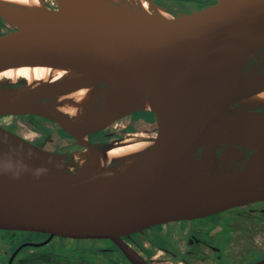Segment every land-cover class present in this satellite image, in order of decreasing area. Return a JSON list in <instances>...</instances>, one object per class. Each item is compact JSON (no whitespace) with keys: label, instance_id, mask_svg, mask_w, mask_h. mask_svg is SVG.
Returning <instances> with one entry per match:
<instances>
[{"label":"water","instance_id":"obj_1","mask_svg":"<svg viewBox=\"0 0 264 264\" xmlns=\"http://www.w3.org/2000/svg\"><path fill=\"white\" fill-rule=\"evenodd\" d=\"M47 1L0 0V17L20 28L0 38V71L66 50L91 62L33 87L0 83V115L44 116L81 147L48 150L0 125V228L49 232L39 244L105 237L150 264L124 236L264 199V103L241 102L264 90V0H219L182 20L155 0L150 10L138 0ZM87 86L96 95L79 120L54 101ZM139 111L156 114L153 143L98 168L100 151L143 135L89 134Z\"/></svg>","mask_w":264,"mask_h":264},{"label":"flooded vegetation","instance_id":"obj_2","mask_svg":"<svg viewBox=\"0 0 264 264\" xmlns=\"http://www.w3.org/2000/svg\"><path fill=\"white\" fill-rule=\"evenodd\" d=\"M155 1L176 11L174 16L178 20L184 19L188 14L210 11L219 4V0ZM132 115L133 113L122 117L127 118V123L110 133L105 129L90 133V141H107L137 132L157 133V124L152 125L150 122L138 130H130ZM0 125L48 150L73 151L80 148L76 144L70 149L47 147L44 128L56 127L59 130L60 125L41 115L4 114L0 115ZM25 231L29 230L0 228V264H33L42 261L51 264V259L56 257L59 258L56 260L57 264H133L109 238L112 243L110 249L95 248L102 256L76 258L71 262L64 255L39 249V246L53 238L62 241L63 238L58 236L61 234H54L42 244L39 243L48 238L49 232L40 240L22 239L17 243L12 241V234ZM124 240L150 264H264V199L230 206L207 216L151 225L143 231H134L129 236H124Z\"/></svg>","mask_w":264,"mask_h":264},{"label":"bare ground","instance_id":"obj_3","mask_svg":"<svg viewBox=\"0 0 264 264\" xmlns=\"http://www.w3.org/2000/svg\"><path fill=\"white\" fill-rule=\"evenodd\" d=\"M7 2L27 5L41 6L42 0H4ZM138 3L147 10H150V4L147 0H138ZM160 14L169 17V13L159 9ZM91 62L90 59L78 55L73 51L66 50L64 52L45 56L34 61L10 67L0 71V83L5 81L18 82L25 79L26 83L33 87L39 82L55 80L63 77L67 71L76 66H81ZM96 95V88L92 86L82 87L70 93L57 95L54 101H63L60 109L71 115L74 119L84 117L90 103H92ZM242 104L254 105L264 103V90L243 99ZM144 108L153 109L149 102L144 104ZM131 123V122H130ZM139 138L126 136L121 142L115 143L111 148L102 150L98 155V168L109 164L114 159L127 157H135L144 152L152 143V137L143 132L139 133ZM229 155L228 152L224 156ZM82 160V158H80ZM130 163V162H129ZM128 163V166L130 165Z\"/></svg>","mask_w":264,"mask_h":264},{"label":"rangeland","instance_id":"obj_4","mask_svg":"<svg viewBox=\"0 0 264 264\" xmlns=\"http://www.w3.org/2000/svg\"><path fill=\"white\" fill-rule=\"evenodd\" d=\"M49 1H47L46 4L50 5ZM6 24L8 26L10 25V23H6ZM156 119H157L156 116L150 113H146L140 116L137 122H139L138 125H140L141 127H145L148 122H150V124L153 125V122ZM127 121H128L127 118L119 119L118 121L110 124L107 128H105V131L107 133H110L113 130H116V128L122 127L124 124L127 123ZM31 134L32 133H28V135H31ZM58 136L64 139L63 143L67 147L68 146L72 147L75 144L77 145V142L73 141L69 136H66V134L59 132ZM29 231L12 234V237H11L12 241L14 243H17L21 241L22 239L40 240V239H43L47 233L46 231H40V232H35V233L29 232ZM58 236H61L63 238L62 241L56 240V238H53L51 241H49L45 245L39 246L40 251L46 250V251H49L50 253L55 252L56 254L58 253L60 255H64L66 259H69V261L72 262L76 258H79V259L97 258L99 253L96 252L95 248H101L103 250L104 249L108 250L112 247V243L108 240V238H105V237L73 236V235H64V234H61ZM100 255L102 256V254ZM58 259H59L58 257H56V259L52 258L51 264H57L58 261L56 260ZM33 264H47V262L42 261L40 263L37 262Z\"/></svg>","mask_w":264,"mask_h":264},{"label":"trees","instance_id":"obj_5","mask_svg":"<svg viewBox=\"0 0 264 264\" xmlns=\"http://www.w3.org/2000/svg\"><path fill=\"white\" fill-rule=\"evenodd\" d=\"M6 22H7V20L5 18L0 17V38L1 37H6L9 34L14 33V32H16V31H18L20 29L19 27L15 26V25H9L8 26L6 24ZM146 113H150V114L156 116L155 113L149 112V111L135 112L132 115L131 123L129 125V129L130 130H138V129H140L141 126L138 125L139 122H137V120H138L139 116H142V115H144ZM153 123L157 124V119L154 120ZM97 131H101V130H97ZM97 131H94V132H97ZM44 132L46 134V136H45L46 137L45 145L47 147H49V148H53V149H63V148H69L70 149V148H72L70 146L67 147V146L64 145V143H63L64 139L58 136L59 132L63 133V134H66V136H69L73 141L77 142V146H80V144L76 140L75 136L72 133H70L66 128H64L62 126H60L59 130L56 129V127H51V128L46 127V128H44ZM94 132H92V133H94Z\"/></svg>","mask_w":264,"mask_h":264},{"label":"built area","instance_id":"obj_6","mask_svg":"<svg viewBox=\"0 0 264 264\" xmlns=\"http://www.w3.org/2000/svg\"><path fill=\"white\" fill-rule=\"evenodd\" d=\"M49 2H52V1H49Z\"/></svg>","mask_w":264,"mask_h":264}]
</instances>
